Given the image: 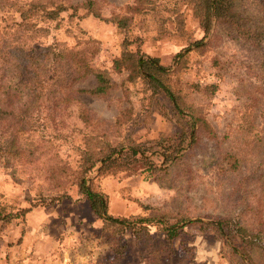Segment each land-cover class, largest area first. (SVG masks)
<instances>
[{"label": "rangeland", "instance_id": "374dc122", "mask_svg": "<svg viewBox=\"0 0 264 264\" xmlns=\"http://www.w3.org/2000/svg\"><path fill=\"white\" fill-rule=\"evenodd\" d=\"M26 1L0 0L6 48L20 37L37 48L19 72L0 41V104L7 110L0 117V208H32L9 223L0 220V264H251L247 257L234 261V241L211 225L188 224L172 245L155 224L147 236L126 231L119 246L110 243L102 219L73 185L82 150L101 140L154 146L148 159L162 168L152 173L138 163L112 175L91 173L109 196L111 214L147 217L151 224L182 214L204 222L232 218L261 233L251 255L253 264H264V43L217 20L207 33L196 0H59L76 10L39 19L36 27L47 31L24 34L17 7ZM88 1L101 18L83 7ZM261 3L239 0V7L253 20ZM116 15L130 18V28L111 21ZM126 38L131 49L174 70L173 87L207 122L197 141L185 140L179 160L165 153L184 131L170 100L114 68ZM201 39L205 46L196 49L192 43ZM80 58L111 78L105 95L82 91L98 81L78 68ZM63 188L71 198L48 204Z\"/></svg>", "mask_w": 264, "mask_h": 264}, {"label": "trees", "instance_id": "16d2710c", "mask_svg": "<svg viewBox=\"0 0 264 264\" xmlns=\"http://www.w3.org/2000/svg\"><path fill=\"white\" fill-rule=\"evenodd\" d=\"M194 3L196 16L200 19L207 33L211 30L213 20H217L228 24L234 29L236 34L258 46L264 43V3H261L262 6L258 9V16L253 20H248L242 13L239 7V0H196ZM83 7L101 18L102 14L97 10L94 2L88 1ZM72 8L76 10V7L67 5L59 0L26 1L17 7V11L20 13L22 19L18 24V30L24 32V34L33 33L38 30L47 31L45 27H36L39 19L55 20L60 17L62 12ZM111 21L116 22L123 29H128L131 25V19L127 17L116 15ZM5 33L9 34L8 31ZM0 41L3 42L1 48L5 49L4 40L2 41L1 39ZM23 44H27V41L24 37H20L14 40L13 44L8 46L5 52L8 55L13 54L17 58L16 64L20 69L19 72L28 68L35 57L33 53L37 51L34 45L25 47ZM131 44L132 42L126 38L123 52L119 57L114 59V68L118 72L127 70L129 72V81L143 78L155 96L164 95L170 100L176 114L184 121V131L180 135L178 144L176 146L170 145L165 150V153L168 160L175 158L179 160L180 158L177 154L184 149L183 144L185 140L190 135H193L194 141H197L199 128L207 126V122L202 116L195 113L191 105L187 104L188 106H186L182 95L173 87L172 77L174 70L170 66L162 64L158 57L145 54L139 49H131L129 47ZM192 45H195L196 49H200L205 46L204 39L197 40ZM15 50H21L22 54H17ZM178 55L183 56L181 53ZM77 65L80 70H84V74L93 73L98 81L95 88L82 90L83 92L99 96L105 95L113 87L114 84L107 73L100 68L90 65L85 58H80ZM6 112L7 110L0 104V117ZM93 141L95 142L94 138ZM100 143L99 146L90 143L82 150L77 169L75 170L73 185L77 187V191L81 197L88 202L93 214L102 219L103 235L110 243L119 246L118 237L126 231H132L138 237L147 236L149 235V227L155 224L164 233L168 243L172 245L177 239L181 238L188 224L211 225L222 237L234 241V245H232L234 247V261H244L247 257L251 261V264H253L251 250L261 245V233L253 234L245 225L235 219L219 218L213 222H204L201 219H192L191 216L182 214L175 221H160L151 224V220L147 217L138 215L117 217L111 214L109 196L98 187L95 178L90 177L91 173L98 170V176L112 175L121 170L129 169L138 163L152 173L160 172L162 168L156 165L152 159H148L147 154L153 151L154 146L148 148L145 144L143 145L136 141H128V143L117 145H112L107 140H101ZM157 143L163 145L169 142L165 139H160ZM67 197L71 198V195L67 188H63L58 194L52 195L48 204L60 202ZM31 208H21L16 212H4L0 208V211H2L0 212V220L3 223H9L20 216L24 217Z\"/></svg>", "mask_w": 264, "mask_h": 264}, {"label": "crops", "instance_id": "0c3cea01", "mask_svg": "<svg viewBox=\"0 0 264 264\" xmlns=\"http://www.w3.org/2000/svg\"><path fill=\"white\" fill-rule=\"evenodd\" d=\"M91 210V209H90ZM93 213V212H92Z\"/></svg>", "mask_w": 264, "mask_h": 264}]
</instances>
